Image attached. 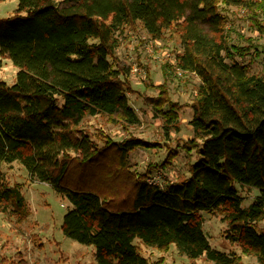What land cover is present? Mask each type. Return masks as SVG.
I'll use <instances>...</instances> for the list:
<instances>
[{
    "label": "trees",
    "instance_id": "obj_1",
    "mask_svg": "<svg viewBox=\"0 0 264 264\" xmlns=\"http://www.w3.org/2000/svg\"><path fill=\"white\" fill-rule=\"evenodd\" d=\"M249 1L18 0L0 17V67L5 56L18 67L13 83L0 79V210L17 221L30 214L21 183L11 184L2 169L17 161L31 179L52 184L70 201L63 232L93 245L98 264H167L143 255L135 239L160 249L173 244L191 259L239 264L235 251L211 246L202 212L223 213L229 239L264 264V75L235 58L249 50L225 33L224 10ZM137 22L154 39L178 33L176 66L201 79L188 104L195 135L177 138L195 159L186 176L163 186L147 180L159 164L139 173L129 161L137 148L164 145L128 131L140 116L117 50L119 35ZM157 88L150 104L170 136L180 131L184 104L165 82ZM99 114L126 135L116 139L103 127L81 126L85 116ZM168 151L160 166L177 154ZM242 187L260 194L244 205Z\"/></svg>",
    "mask_w": 264,
    "mask_h": 264
},
{
    "label": "rangeland",
    "instance_id": "obj_2",
    "mask_svg": "<svg viewBox=\"0 0 264 264\" xmlns=\"http://www.w3.org/2000/svg\"><path fill=\"white\" fill-rule=\"evenodd\" d=\"M18 0L0 1V17H5L17 9ZM226 31L230 42L241 44L249 53L235 58L248 64L251 73L264 75V0H250L248 3L228 6ZM121 45L117 50V63L129 69L134 89L128 92L129 102L137 110L140 122L128 126V131L149 141L157 140L164 144L153 149L137 148L129 155L132 169L144 172L150 163L153 167L147 180L158 185L176 181L188 174V166L195 159V151L188 152L177 138L189 140L195 133L189 123L193 110L188 104L197 93L200 77L176 66L177 54L182 51L178 33L166 31L162 40L152 38L141 23L127 26L119 35ZM258 45L259 52L253 48ZM18 67L10 58L3 57L0 67V79L13 83ZM165 82L173 100L183 103L180 110L181 128L164 135V127L159 116L154 115L150 96L159 92L157 86ZM86 130L93 132L103 127L116 139L123 138L127 131L121 125L109 120L106 115H87L81 123ZM166 144L169 145L166 146ZM176 151L172 163L160 166L169 151ZM2 169L9 182L21 183L28 207L29 216L24 221H17V216L0 210V264L1 260L12 264H98L95 247L80 243L63 232V219L67 208L71 206L68 199L57 193L52 184L38 179H31L25 167L19 162L3 163ZM244 205L252 202L259 194L256 188H241ZM203 229L210 244L222 251L233 252L240 256L239 264H260L253 254H244L237 242H232L227 235L228 223L221 212H202ZM264 225V221L260 222ZM143 255L151 260L165 258L167 264H215L204 255L191 259L181 254L175 245L168 249L148 246L135 239ZM10 259V260H8Z\"/></svg>",
    "mask_w": 264,
    "mask_h": 264
}]
</instances>
